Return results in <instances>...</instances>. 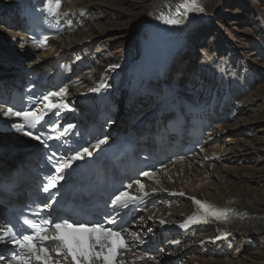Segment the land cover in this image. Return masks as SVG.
Returning a JSON list of instances; mask_svg holds the SVG:
<instances>
[{
	"label": "bare ground",
	"instance_id": "1",
	"mask_svg": "<svg viewBox=\"0 0 264 264\" xmlns=\"http://www.w3.org/2000/svg\"><path fill=\"white\" fill-rule=\"evenodd\" d=\"M134 1L130 0V3L125 4L122 0H83L76 3L73 0H64V11L73 16H76L79 10L93 13L89 16L87 31H78L60 39L56 42L55 52L72 48L81 56L97 57L102 60L97 70L98 77L138 59L141 30L146 17H150L158 8L174 6L178 0H149L143 12L137 11L132 15L134 12L126 9ZM234 1L203 0L206 11L190 14L192 16L187 25L190 37L187 44L177 52L170 73L167 74V82L190 83L203 90L215 88L216 80L220 76L221 80L230 84V90L236 98L235 110L239 112L237 124L220 128V133L227 135V138L220 139L221 146L217 148L223 158L212 171L201 173L210 177L201 193L216 203L232 204L242 209L247 217L244 224L235 227V235L230 240L207 246L210 259H198L203 264H264V261L259 259L264 260V253L257 256V260L254 259L255 253L252 254V250L260 246L257 241L261 240V244H264V194H256L263 192L261 188L264 187V121L261 120L264 117H260L264 116V20L258 8L251 9L246 32L249 35H260L259 43L251 42L248 48L234 43L226 44L223 33L225 29L218 24V19L222 10ZM240 3H243L242 0ZM11 5L9 0H0V13L5 8L12 7ZM105 16L115 17L120 22L116 23V27H110L115 24L111 25V21H100ZM133 17L135 19L132 21ZM1 27L0 71L8 72L12 69V62L4 49L13 40V34L5 32ZM230 41L239 42L237 39ZM95 46L97 51H94ZM204 47L208 48V54L201 53L200 50ZM14 53L18 54L19 51ZM200 54L206 56L201 57ZM51 56L53 52L42 53L40 60ZM26 60L25 57L22 62H27ZM112 65L117 67L112 69ZM180 77L183 80H180ZM222 87L221 89H224ZM156 90L151 87L149 94H154ZM243 163L247 166L240 168ZM201 175L195 174V177ZM180 210L175 212V216H178ZM205 236L216 237L212 234ZM239 243L240 247L237 249Z\"/></svg>",
	"mask_w": 264,
	"mask_h": 264
},
{
	"label": "snow or ice",
	"instance_id": "2",
	"mask_svg": "<svg viewBox=\"0 0 264 264\" xmlns=\"http://www.w3.org/2000/svg\"><path fill=\"white\" fill-rule=\"evenodd\" d=\"M51 7V5H49ZM57 7L59 3L57 0ZM206 11L203 0H178V2L167 11H160L156 19L167 25H180L193 13H204ZM41 46V45H38ZM117 65H112L115 69ZM66 89L59 92H50L37 101H32L28 106L20 109L7 107L0 111L4 117L18 118L20 122H13L11 127L24 136L37 141L46 149H51L49 141L56 142V149L50 151L47 161L53 171L46 177L42 190L47 193L45 197L48 203H43L33 211V218L23 219L24 228L18 232H7V239H0V243L11 244L9 249L10 258L0 254V261L7 259V264H126L122 258L124 251H130L132 245L126 238L127 223L124 216L134 209L143 197L149 195L145 191V184L136 180L135 184L139 195H132L130 189L119 191L110 200V211L103 220L74 218V217H51L45 215L47 209L52 208L56 202V193L59 191L61 181L66 178L67 170L72 168L73 162L91 157L92 151L88 147L79 150L68 148L74 154L67 156L59 151L69 143L70 134L75 126L67 124L61 127L53 117H61L62 113L73 111L63 100H57L66 94ZM90 91H99L93 88ZM105 140H97L93 148H99ZM142 176L152 178L154 173L144 171ZM158 183V181H157ZM183 196L184 193H179ZM195 205V211L188 220L181 224V228H187L191 223L201 221L208 222L209 219L228 222L234 215H239L233 208H220L205 201L191 198ZM242 218V217H241ZM163 224L164 221H161ZM132 240L142 243L137 233H130ZM53 244L55 245L53 247ZM49 248L52 250L49 251ZM143 259V257H140Z\"/></svg>",
	"mask_w": 264,
	"mask_h": 264
},
{
	"label": "rangeland",
	"instance_id": "3",
	"mask_svg": "<svg viewBox=\"0 0 264 264\" xmlns=\"http://www.w3.org/2000/svg\"><path fill=\"white\" fill-rule=\"evenodd\" d=\"M122 1H123V3L125 2V4L130 3V0H122ZM147 1H149V0H135L134 2H131L129 7L127 6L126 10L130 9L131 11H133L134 13H132V15L136 14L137 11L143 12L148 5ZM242 2L243 3L241 4L240 0H235L234 3L228 4L222 10V12L220 14V18L218 19V21L220 23H218V22L217 23L220 24L225 29V30H223L224 31L223 33H224V37H226L225 38V41L227 42L226 44L232 43V45H233V43H234V44H237L238 46H241L243 48H248L250 46L251 42L259 43V41L261 40L260 35H258L256 33H252L249 35L248 32H246V29H248V27H249L248 23H250L251 9H253L254 7L258 8V11L260 12L261 17L264 20V0H242ZM120 5H123V4L120 3ZM113 10H116V9H113ZM117 10H121V9L117 8ZM134 19L135 18L133 17L132 21ZM100 21L102 23H107V22L111 21L112 22L111 25L115 24V25L110 26V27H116V23L120 22L119 19L117 20V19H115V17L111 18V17H106V16H105V18L103 17V19ZM117 29H115V30H117ZM118 31H121V29L119 28ZM120 33L124 34L122 31ZM206 36H207V34H206ZM231 39H237L239 42H236V43L231 42L230 41ZM0 45H1V43H0ZM2 45H5V44H2ZM226 50L227 49H225V51ZM200 51H201V53L208 54V48L207 47L206 48L204 47ZM244 51H246V50H244ZM204 54H202V56H206ZM200 56H201V54H200ZM244 117H246V116H244ZM260 117H264V116L260 115ZM261 120L264 121L263 118ZM242 166H244V165H242ZM240 168H242V167H240ZM261 189L263 192H258L256 194H258L260 196H261V194H264V187H262ZM260 241H257V243H260V246L255 247V249L252 251V254L255 253L254 254L255 260H257V258H259L257 256L262 255L264 253V249H263L264 244H261ZM248 258L249 259L251 258V254H250V256L248 255ZM259 259L264 261L261 258H259Z\"/></svg>",
	"mask_w": 264,
	"mask_h": 264
}]
</instances>
